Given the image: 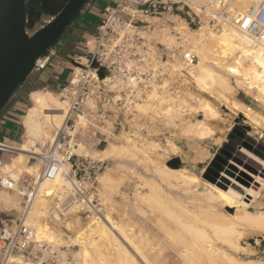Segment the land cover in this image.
<instances>
[{
	"label": "bare ground",
	"instance_id": "bare-ground-1",
	"mask_svg": "<svg viewBox=\"0 0 264 264\" xmlns=\"http://www.w3.org/2000/svg\"><path fill=\"white\" fill-rule=\"evenodd\" d=\"M239 1L240 4L248 2L247 0ZM174 19L177 22L179 21L177 18ZM178 25L179 30L190 35V49L194 54V61L189 67L185 63L176 62L173 65L170 77L151 89L145 97L135 104V112L132 113V119H134L136 112H138L137 114L147 116L151 123H154L157 117L163 118L172 124L171 130L180 133L181 136L188 137L190 140L201 141L205 138L213 137L214 130L211 125L214 124V121L227 119L230 116L229 112L233 109L247 118V123L251 121L255 126L260 124L262 126L260 128L264 129V114L262 111L237 99V95L241 91L244 94L250 93L253 100L264 108V45L254 41L238 28L228 24H223L218 30H214L206 23H203L199 29L192 30L187 27V24L183 20ZM176 75L179 77L183 76V82L188 81V84L195 85L199 91V97L192 96L188 91V93L177 91L176 89L170 91L172 79ZM31 97L34 106L28 110L24 118L26 127L24 143L27 144L26 146L23 145L21 149V153L27 157L24 160L25 163H22V168L26 172H32L30 171L32 170L30 160L32 161L35 155L36 160L39 162L38 170H40L41 163L38 157V150L34 149L36 144L34 137L37 131L45 127L49 131L61 128L67 112V102L58 99L56 95L34 92ZM191 99L195 100L194 104L190 103ZM216 104L221 107L223 112L217 110ZM187 110L190 111L189 113L193 111L195 114L192 115V113L191 118L188 117L189 119H184L186 120L185 122H179L180 124L176 123L179 124L176 125V119H183L186 114L184 113L185 115L183 116L182 112ZM76 118H78L76 120L78 126H84L86 121H89L81 114H78ZM230 118L232 117L230 116ZM132 119L126 122L125 133ZM166 141L169 143V147L168 145L165 146L168 147L166 148L167 154L170 152L171 156V153L174 155V153L177 154L181 151L179 150L178 143L172 140L171 135H168ZM152 143L141 144L139 142L140 145H138L132 137L125 136L123 144L115 150L122 151L131 160L150 164V167H153L154 173L167 185H165L166 187H182V189L185 187L187 188L185 189V191L187 190L186 194L193 195L188 200L192 204L189 206H187L190 204L189 202L185 205V200H181L184 205L175 202L176 200H174V203L171 202L172 205L174 204L173 207L175 208L176 206L177 209L180 204V210H177V212L168 207L169 204L167 206V201H163L167 207L161 205V198L166 199L163 193L165 191H161L162 188L159 189L162 195L164 194L163 196L154 192V189H149V191L146 189V192L144 190L145 193L135 192V202L139 204L137 206H141L143 215H145L147 208L157 210L155 212L156 214L158 213L155 216L157 219L155 227L158 226L165 235L162 237L163 239L160 244L164 242L169 243V246L176 253L174 255H176L177 261L180 262L179 264H264V262L258 263L253 260L238 261L236 260L237 258L235 259L222 249L223 242L230 247L238 248V237L242 235L243 227L264 229V207L260 208L256 203V199L260 198L259 194L263 190V179L260 176H256L254 182L250 181L251 173L242 168L237 162L230 160L219 171L214 182H204L184 172L181 169L182 167L180 168L178 165L181 160L176 157L177 155L173 156L176 157L173 161L169 160L171 157L168 155L169 161L164 162L165 160L163 161L161 158L163 162L160 160V162L153 163L150 152H148L150 151L149 146L151 145L155 148V146L159 147V145L158 143L152 145ZM70 145L76 153L82 154V147L80 145ZM114 148L115 146L111 150H114ZM15 149L18 152L17 147ZM241 153L245 154V159H251L260 166V171H264V160H260L244 150H241ZM11 171V167L9 166L1 168L0 178L4 179L3 185L5 187H15L17 192H21L17 188V183L13 181L14 177L12 176L13 179H11L12 177L9 178ZM61 174L62 172H59L53 180L38 179L39 189L37 190L36 188L27 218H31L30 221L34 225L35 239L39 242H44V239H46L51 243L63 245L67 241V238L64 241L61 238L55 237L56 232H54V229L52 231L51 227H48L45 222L42 221V224L40 222L46 216V213H48V205L45 203L49 198L44 202L41 198L42 196H40L41 194L38 192L39 190L51 189V196L57 199L60 198L58 201H54L53 198V204L57 206L54 209L59 208L64 212L60 203L61 199L68 193L69 184L66 176L64 177ZM104 178L105 180L107 179V177ZM146 182L145 180L144 183ZM145 185L143 184V186ZM140 187L142 186L140 185ZM148 187L151 188L150 186ZM176 190L180 191L179 188ZM181 191L180 193H182ZM185 199H187L186 196ZM104 200H106L105 196L102 197L101 201ZM215 200L218 204L212 203ZM104 203L106 202L102 203L103 208H106L107 206L104 207ZM154 205H156L157 209ZM137 206L135 205V208ZM158 206L162 207L158 208ZM224 207L227 208L226 212L223 210ZM103 208H100L102 210L95 209L94 213L96 215L99 213L100 216L92 213L91 222H86L85 230L83 229L84 231L78 232V235L68 240L74 246L79 245L80 250L76 253L79 256L78 264H163L160 256L162 254L163 256H169V253L164 255L163 245H161L162 247L160 246L161 248L158 251L154 252L148 240L150 237L147 239L135 234L141 237L139 240L138 238L136 239V236L131 235L129 232L132 228H129L127 231H125V228V230L123 229L129 222L122 226L120 221L119 223L114 219L112 209L106 208L107 210H104ZM68 211H65L63 214H69ZM150 213H148L149 216ZM48 219L52 222L50 218ZM62 223H65V226L67 225L68 227L67 221L64 220ZM130 223L133 226L134 222ZM239 227L242 228L240 229ZM217 242L219 243L217 244ZM153 248L156 249V245ZM11 262L12 264H45L42 262H26L19 257H14Z\"/></svg>",
	"mask_w": 264,
	"mask_h": 264
},
{
	"label": "built area",
	"instance_id": "built-area-1",
	"mask_svg": "<svg viewBox=\"0 0 264 264\" xmlns=\"http://www.w3.org/2000/svg\"><path fill=\"white\" fill-rule=\"evenodd\" d=\"M247 1L117 0L103 8L95 32L85 42V56L72 61L69 80L60 90L59 97L67 102L63 125L50 139L34 146L41 163L36 180L23 181L22 185L17 182L21 211L14 221L0 225V264H12L14 257L26 262L78 264L63 259L56 246L37 241L34 228L26 221L37 180H53L59 172L69 184L67 196L61 199L64 212L70 210L91 218L97 209L93 187L101 162L76 153L70 145L77 143L70 135L76 116L84 115L90 122L111 129L112 134L125 131L135 104L170 77L173 65L182 62L189 67L194 61L190 35L179 30L182 20L189 27L182 15L193 16L191 21L198 26L206 23L214 30L223 24L234 26L264 45V0ZM50 56L49 49L36 60L34 69H43ZM183 78L174 76L170 91L186 93L191 84ZM0 149L9 148L0 144Z\"/></svg>",
	"mask_w": 264,
	"mask_h": 264
},
{
	"label": "rangeland",
	"instance_id": "rangeland-1",
	"mask_svg": "<svg viewBox=\"0 0 264 264\" xmlns=\"http://www.w3.org/2000/svg\"><path fill=\"white\" fill-rule=\"evenodd\" d=\"M116 1L117 0H110V3L115 4ZM106 3L107 2L105 0H96L94 2V7H95V9H97V11L95 13H93V15H92V23L94 25L96 23L100 22L102 15H103V7ZM192 17H190L188 14L181 16L182 19L185 18L187 20V23H189V27H190L189 29H192V30L193 29L194 30L199 29L203 24L198 26V24H197V22H195V20L191 21V19H193ZM94 25H92V28L94 27ZM68 30H69V27L66 29L65 32H67ZM77 55H84V52L81 50H78ZM187 91L192 96L199 97V91L195 85L191 84L188 87ZM187 91H186V93H188ZM57 98L61 100V98L59 96H57ZM237 99H239L240 101L246 103L247 105H249V106H251V107H253L259 111H262V113L264 114V108L262 106H260L256 101L253 100L250 93L244 94V92L241 91L238 93ZM194 101H195L194 99H191L190 103L194 104ZM217 106L218 105L216 104L217 110L223 112L221 107H219V106L217 107ZM231 111L229 113H230V116L232 118H230V116H228L227 119L214 121V124L211 125L212 129L214 130L213 137L211 136V137L205 138L201 141L190 140L188 137L186 138L184 136H181L180 133H177V132L171 130L170 128H171L172 124L167 122L163 118L157 117V120H155L154 123H151V121L148 120L147 116L137 114L138 112H136L134 114V119H132V121H130L131 123L129 124L128 130L126 131V133L122 130L121 132L116 131L114 134H112L110 132L111 129H107L105 126L100 125L97 122L86 121V124L84 126H78L77 121H76V120H78V118L75 119L74 128L72 129V132L70 134H71V136L74 137V139L76 140L77 143L70 142V144L80 145V147H82V154L90 156V157L94 158L95 160H98L101 162V171L98 174V177H97L95 184H94V187H93V192L96 196L95 201H96V203H98L97 208H99V207L103 208L102 203L105 201L106 203H104L105 204L104 207L107 206L106 207L107 209L113 210L114 219H116L118 222L120 221L121 223L120 222L119 223L122 226L126 225L129 222L128 223L129 225L127 224L128 227H127V225L123 227V229L124 228L126 229V230L124 229L125 231H127L129 228H132V230L131 229L129 230L131 235L136 234V235L141 236L142 238H147V239L150 237L148 240H149V243L151 244V247H152L154 252L158 251L159 248L162 247L161 245H163L162 248L164 249L163 251H165L164 255H167V253H169V256H163V254L160 256L161 262L163 264H179L180 262L177 261L176 255H174L176 253H174V250L172 249V247L169 246L168 242H164L163 244H160V242L163 239L162 237H164L165 235L161 232V230L158 226L155 227L156 223H157V219L155 216L158 215V213L156 214L155 212H157V210L155 211L154 208L153 209L149 208L150 209L149 210L147 208L145 215H143L141 212V206H137L139 204L138 203L136 204V202H135L136 201L135 192L139 191V192L145 193L147 191L146 189H148V191H149V189H154V192H156L157 194H159L161 196H163L165 194L164 196L168 200H166V199L164 200V198L162 197L161 198V200H162L161 205L163 207H167L169 204L168 207H170L171 209H174L175 211L180 210L179 205L181 203H182V205H184L182 201L185 200L184 201L185 205H186V203L188 204V202L190 203V201H188V200H190V198L193 195L189 194V193L186 194L187 190L185 191V189H187V188H185V187H183L184 189H182V187H178L180 191L182 190L181 191L182 193H180V191L176 190L178 188L166 187L167 185L164 184L163 180L156 173H154V170H152L153 167H150L151 166L150 164H144L143 162L141 163V162L135 161L133 159L131 160V158H128L129 156H127V155H124L122 153V151L115 150V149L123 144L125 136L132 137L134 140H136L138 145H140L139 142L141 144H143V143L147 144L149 142H153L152 145H155L154 143H158V145H159V147L157 146L158 148L156 146L154 148L151 145L150 146L148 145L149 150H150L148 152H150V156L153 159V163L154 162L155 163L160 162L161 158L163 161L165 160L164 162H166L169 160L173 161L176 159V157H178L181 160V162H179L178 165L180 168L182 167L181 169H183L184 172H186L190 175H193L195 178H198L201 181L207 182L208 180H206L204 178V175L206 174V169L211 167V161L213 160V158L216 155L219 154L220 148H222L225 143H228L229 135L231 134V132L234 128H237V130L239 132L244 133L245 136H248L251 139L255 140L256 143L262 144L264 146V129L260 128L262 126H260V124H258V126H255L251 121H248V123H247L248 119L245 118L241 113H239L238 111L236 112V110H233V109ZM189 112L190 111H188V110L182 112L183 116L185 114L186 115L181 120L176 119L175 124L179 123V122L181 123L183 121L185 122L186 120H184V119H189L192 117V115L195 114L193 111H191V113H189ZM231 113H233V114L231 115ZM179 124H176V125H179ZM168 126H170V127H168ZM255 128H257V129H255ZM177 130H179V129L177 128ZM54 131H55V129H52L49 131L46 129V127L41 128L40 131H37L34 138H35L36 142L46 141V140L51 138ZM167 134L171 135L172 140H175L178 143L179 150H181L178 153H181V154L174 153V155H173L171 153V156H170V152H169V154H167L168 151L166 148L169 147V143H167V141H166L167 137H168ZM238 137L242 138L241 136H238ZM242 140H245V138H242ZM21 144L24 146H26V144H27V143H24V136H23V139L21 141ZM166 145H168V147H165ZM113 146H115V148H114V150H111V148ZM234 147L237 148L236 143L234 144ZM150 148H152V149H150ZM240 148H241V150H244V151L252 154V152L250 150L244 148L242 145H240ZM226 151H228V150L226 149ZM106 153H107V155H106ZM163 154H165V155H163ZM242 154L245 156L244 153H242ZM168 155L171 157L169 160H168ZM252 155L255 156L256 158L260 159V160H263L262 158H259L254 154H252ZM15 156H16V153L13 154V157H15ZM164 156H166V157H164ZM173 156H176V157H173ZM220 156H221V158H224L227 161L231 160V158H227L223 154H221ZM183 157H185V158L183 159ZM245 158H246V156H245ZM25 159H27V157H25V154H23V156H22L19 154V151H18V157L15 160L14 164L12 165V168H11L12 171L10 172L11 174L9 175V178H11L12 176L14 177V180H13L14 183L19 182L22 185L23 181H26V183L27 182L29 183V182L36 180L37 174L39 172V170H38L39 162H38V160H36V155L32 159L33 162L30 160V162H31L30 164L32 166V170H30V171H32V172H26L25 169L22 168V163H25V161H24ZM240 162L241 163H238V162L237 163L240 166H242V168L246 169L247 171H249V173H251L252 176L249 178L250 181L254 182L255 181L254 178L256 176H260L263 179L262 180L263 181V186H262L263 190H262L261 194H259L260 198L256 199L257 205H259L260 208H263L264 207V172L260 171V169L259 170L256 169V172H254L252 170H248L245 167L246 162L244 160H241ZM28 168H30V167H28ZM35 175H36V177H35ZM61 175L64 176V173L62 172ZM13 177L11 179H13ZM104 177H107V179L105 180ZM0 179H1V184H4V179H2V178H0ZM145 180L147 181L146 183H144ZM38 182L39 181L37 180V182H36L37 183V185H36L37 190L39 189V187H38L39 183ZM1 184H0V225L3 222L6 223V222L14 221L16 219V217L18 216V213L21 211V206H22V198L18 194L15 187H11V186L5 187V185H1ZM24 184H25V182H24ZM143 184H146V185L143 186ZM140 185L142 187H140ZM148 186H150L151 188H149ZM143 187H144V189H143ZM11 188L15 189V191L11 190ZM159 188H162L161 191L162 190L165 192L167 191V193L162 191L164 193L162 195V192L160 191ZM158 189H159V191H157ZM144 190H145V192H144ZM171 190H172V192H171ZM183 190H184V193H183ZM38 192L41 194V195L40 194L39 195L42 196L41 198L44 202L46 199L49 198L48 200H46V203H45L46 205H48V210H47L48 213H46V216L42 220H40V222H41V224H42V221L45 222L48 225V227H51L52 231L54 229V232H56L55 237H58V239L61 238L65 241V239L67 238V241L71 240V238H74L75 235H78V232L85 230L87 221H88V223L91 222L90 219H92V218H86V216L83 214H77L73 211L71 213H70V211H68V213L70 215L69 214H63L64 212H62L59 208L54 209V207H57V206H55L53 204V198H54V201H58V199L54 196H51L52 195L51 189L48 188L47 190H43V191L39 190ZM100 192H102V193L100 194ZM176 193L182 195L183 197L180 195H177ZM169 194H170V196H169ZM134 195H135V197H134ZM184 195L186 196L187 199H185ZM189 195H191V196H189ZM65 196H67V195H65ZM104 196H105L106 200L109 201V203L106 200L101 201L102 197H104ZM107 196H109V197H107ZM171 196H172V199H171ZM188 196H189V198H188ZM181 197L184 199H182ZM107 198H109L111 200V202ZM174 200H176L175 202L180 203L178 205V209L176 206H175L176 209L173 207L174 204L172 205V203H174ZM163 201L164 202L167 201L166 202L167 206L165 205V203ZM212 203L218 204L216 200L212 201ZM135 205L137 206L136 207L137 209L135 208ZM189 205H192V204L190 203L187 206H189ZM162 206H160V207H162ZM139 207H140V209H139ZM154 207H156V205H154ZM160 207L158 206V208H160ZM106 208H103V209L107 210ZM156 209H157V207H156ZM100 210H102V209H100ZM151 210H152V212L154 211L155 214L152 212L150 213ZM223 210L226 212L227 208L224 207ZM148 213H150V216L148 215ZM152 214H154V215H152ZM95 215H94V217H95ZM98 215L100 216L99 213H97L96 216H98ZM128 215H129V218H128ZM148 217H150V218H148ZM48 218H50L52 222H50ZM30 219L28 217V218H26V221L28 224H30L34 228V225H32L33 223L30 221ZM64 220L68 222V227H67V225L65 226V223H62ZM152 220H154V221H152ZM155 221H156V223H155ZM122 222H124V224H122ZM130 222H132V223L134 222L133 226L131 225ZM134 226H135V228L133 229ZM140 227H141V230H140ZM239 228L241 229L242 227H239ZM138 230H139V232L137 233ZM131 231H133V232H131ZM58 232H59V234H58ZM139 236H136L135 238L136 239L138 238V240H139V238L141 239V237H139ZM155 237L157 238V240ZM238 238H239L238 239V246H237L238 248L235 249V248L227 245L225 242H223L222 243V249L225 250L231 256H233L235 259L237 258L236 260H238V261L253 260V261H256L258 263L264 262V229L260 230V228L243 227L242 228V235ZM55 240H57V239H55ZM67 241L65 242L66 244L62 245L61 244L62 242H61L60 243L61 245H58V244H54V242L51 243V242H49V240L44 239V242L52 244L58 248V252L63 259H69V260H74V261L79 262V260H78L79 256H77V254H76L77 251L80 250L79 245L74 246L73 244L70 243V241H68V242ZM218 243L219 242H217V244ZM155 245H156V249L153 248V247H155ZM157 247H158V249H157ZM172 254H173V256H172Z\"/></svg>",
	"mask_w": 264,
	"mask_h": 264
},
{
	"label": "water",
	"instance_id": "water-1",
	"mask_svg": "<svg viewBox=\"0 0 264 264\" xmlns=\"http://www.w3.org/2000/svg\"><path fill=\"white\" fill-rule=\"evenodd\" d=\"M88 0H2L0 2V110L14 92L34 70L37 59L45 56L65 33L70 24L77 20ZM102 75V73H100ZM237 128L206 169L204 178L214 182L219 171L229 161L246 162L248 170L256 172L258 166L245 159L240 145L264 160V146L244 133L236 137ZM237 144V148L234 144ZM226 149L228 151H226ZM263 171V170H261ZM264 172V171H263Z\"/></svg>",
	"mask_w": 264,
	"mask_h": 264
},
{
	"label": "crops",
	"instance_id": "crops-1",
	"mask_svg": "<svg viewBox=\"0 0 264 264\" xmlns=\"http://www.w3.org/2000/svg\"><path fill=\"white\" fill-rule=\"evenodd\" d=\"M95 1L88 0L77 20L70 24L69 30L50 48L51 56L46 66L43 69H34L0 110V144L9 148L0 149V171L6 166L12 168L18 157V152L14 151L16 147L23 156L21 141L23 136L24 140L26 138L24 118L34 106L32 93L43 92L60 96L61 88L69 80L72 61L85 56V42L95 32L98 24L92 23V15L97 11L94 7ZM105 1L107 3L104 7L111 4L110 0ZM78 50L83 51L84 55H77ZM15 153L16 156L13 157Z\"/></svg>",
	"mask_w": 264,
	"mask_h": 264
},
{
	"label": "flooded vegetation",
	"instance_id": "flooded-vegetation-1",
	"mask_svg": "<svg viewBox=\"0 0 264 264\" xmlns=\"http://www.w3.org/2000/svg\"><path fill=\"white\" fill-rule=\"evenodd\" d=\"M234 135H235L236 137L240 136V135H239V131H238L237 133H235Z\"/></svg>",
	"mask_w": 264,
	"mask_h": 264
},
{
	"label": "snow or ice",
	"instance_id": "snow-or-ice-1",
	"mask_svg": "<svg viewBox=\"0 0 264 264\" xmlns=\"http://www.w3.org/2000/svg\"><path fill=\"white\" fill-rule=\"evenodd\" d=\"M0 2H2V0H0Z\"/></svg>",
	"mask_w": 264,
	"mask_h": 264
}]
</instances>
